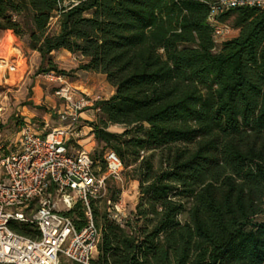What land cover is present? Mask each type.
Segmentation results:
<instances>
[{
  "label": "trees",
  "instance_id": "trees-1",
  "mask_svg": "<svg viewBox=\"0 0 264 264\" xmlns=\"http://www.w3.org/2000/svg\"><path fill=\"white\" fill-rule=\"evenodd\" d=\"M210 1L0 0V31L37 52L41 71L66 76L52 54L64 49L114 88L87 123L101 147L90 158L105 168L111 148L139 196L122 223L107 211L119 188L104 207L90 199L89 264H264V9L225 12L241 20L216 50ZM85 213L80 201L63 211L77 229Z\"/></svg>",
  "mask_w": 264,
  "mask_h": 264
},
{
  "label": "built area",
  "instance_id": "built-area-1",
  "mask_svg": "<svg viewBox=\"0 0 264 264\" xmlns=\"http://www.w3.org/2000/svg\"><path fill=\"white\" fill-rule=\"evenodd\" d=\"M241 7L264 9V0L210 1L206 21L213 29L214 49L234 37L228 36L231 31L225 12ZM45 74L61 83L54 93L63 98L61 118L67 123L44 134L23 124L17 148L0 153V264H59L60 255L71 263L89 264L100 238L89 201L101 195L105 177L120 180L124 170L116 153L105 147V172L96 173L89 151L79 144L91 134L90 127L81 123L80 114L86 107L99 112L94 103L101 99L73 101L63 75ZM76 201L86 208L87 222L79 229L57 207L61 202L69 209ZM109 204L110 217L122 223L126 212L120 199ZM13 221L31 224L37 234L17 233L9 227Z\"/></svg>",
  "mask_w": 264,
  "mask_h": 264
},
{
  "label": "rangeland",
  "instance_id": "rangeland-1",
  "mask_svg": "<svg viewBox=\"0 0 264 264\" xmlns=\"http://www.w3.org/2000/svg\"><path fill=\"white\" fill-rule=\"evenodd\" d=\"M240 20L241 17L238 14L227 18V26L231 31L228 36L232 37L237 34L235 30H238ZM218 48L219 46H216V50ZM54 56L55 69L65 72L66 76L62 79L69 87L73 101L103 97L101 92L89 94L82 92L74 83L75 73L81 74L82 70L77 68L79 57L61 52L53 54V58ZM46 66L44 64L41 67L39 55L26 49L10 30L0 31V153H7L17 148L20 139L19 130L23 124L30 125L34 131L39 133L60 124L64 101L54 91L61 83L41 71V69H46ZM45 116L48 126H43ZM109 130L119 132L122 127L113 125L109 127ZM88 143L84 148L89 151L90 155L100 151L101 147L96 145L94 140L93 143L90 142L87 145ZM93 169L98 174L105 172L100 160L94 161ZM128 170L123 171L120 180L105 177L101 195L96 198L102 207L107 205L109 190L115 186L120 190L119 199L124 207V213L128 214L134 209L139 196L138 183L131 173L127 172ZM57 207L62 211L66 210L61 202H57ZM58 260L59 264H72L61 255Z\"/></svg>",
  "mask_w": 264,
  "mask_h": 264
},
{
  "label": "crops",
  "instance_id": "crops-1",
  "mask_svg": "<svg viewBox=\"0 0 264 264\" xmlns=\"http://www.w3.org/2000/svg\"><path fill=\"white\" fill-rule=\"evenodd\" d=\"M58 52L65 53L68 55L71 54L70 52H68L67 50H64V49H60L58 51H55L52 54H56ZM35 53H37V52H35ZM53 59L55 61V56ZM80 72H81V74L75 73L76 79L74 81V83L77 85V88L80 89V91L85 92L87 94L101 92L103 97L100 99H108L113 94L114 88L107 82L104 74L85 71V70H81ZM59 108L61 109V106H59ZM94 118H95V112H93V110L91 108L86 109L85 111L81 112V114H80L81 123L86 124L87 126H88L87 123ZM43 123H44L43 126H48V123L46 121V116L43 118ZM66 123L67 122L64 119H62L60 116V124L58 126L65 125ZM87 126L84 127V131H87V129H88ZM55 127H57V126H55ZM49 129L50 128H48L46 131H44L41 134L46 133ZM90 139H91V134H88L87 137H84L79 141V144L82 147H86V143H88V142L93 143V140H90ZM89 143L87 145H89Z\"/></svg>",
  "mask_w": 264,
  "mask_h": 264
}]
</instances>
